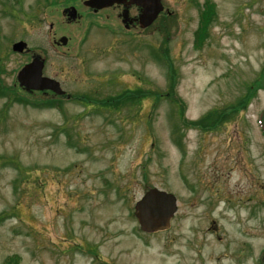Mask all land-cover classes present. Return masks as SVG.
<instances>
[{
    "label": "rangeland",
    "instance_id": "1",
    "mask_svg": "<svg viewBox=\"0 0 264 264\" xmlns=\"http://www.w3.org/2000/svg\"><path fill=\"white\" fill-rule=\"evenodd\" d=\"M70 3L0 0V264H232L243 241L263 253L264 227L226 211L225 190L245 167L231 157L261 161L264 178V0H162L167 27L130 32L115 8L80 6L85 17L67 24ZM206 5L216 14L194 37ZM61 37L67 45L54 44ZM19 41L23 54L11 50ZM34 56L68 94L135 96L120 110L74 99L46 108L52 95L16 80ZM209 111L229 123L191 125ZM151 188L175 195L178 212L169 230L147 234L134 207Z\"/></svg>",
    "mask_w": 264,
    "mask_h": 264
},
{
    "label": "water",
    "instance_id": "2",
    "mask_svg": "<svg viewBox=\"0 0 264 264\" xmlns=\"http://www.w3.org/2000/svg\"><path fill=\"white\" fill-rule=\"evenodd\" d=\"M114 4H123L126 6L122 16L124 23L129 21V8L137 5L142 9L137 18L141 28H147L153 24L158 15L163 11L162 0H88L85 5L97 10L113 6ZM69 14V19L77 18L75 8L65 11ZM129 26L128 24L126 25ZM68 39L61 38L60 43L66 45ZM12 49L16 53H23L27 49L25 42L14 43ZM45 61L39 56H35L30 64L24 66L17 75V80L21 87L26 91H44L50 90L58 95L65 92L62 90L59 82L54 79L43 76ZM177 199L174 195L168 194L158 189H150L145 193L143 198L135 205V216L140 224L141 230L146 233H153L159 230H166L170 227V221L177 212Z\"/></svg>",
    "mask_w": 264,
    "mask_h": 264
},
{
    "label": "flooded vegetation",
    "instance_id": "3",
    "mask_svg": "<svg viewBox=\"0 0 264 264\" xmlns=\"http://www.w3.org/2000/svg\"><path fill=\"white\" fill-rule=\"evenodd\" d=\"M116 10H122V6H118L115 8ZM135 10L137 14V8H131V10ZM88 14L91 15V10H88ZM108 11L103 10L101 12ZM100 12V13H101ZM120 12V11H118ZM207 16V12L205 11L204 17ZM81 17H85L83 14ZM198 18H200V12H198ZM81 19V18H80ZM136 30L137 24L134 23L132 28ZM73 95L75 97H73ZM55 97V96H54ZM90 97V93H86L85 95L77 94H66L62 96L64 100L67 101H79L83 98ZM216 121V118L214 122ZM231 164L236 166L241 164L242 167L238 170V178L236 184L233 182L229 184V187L225 190L228 196H230L234 201L228 200V204L226 205V211H245L247 213V218L244 220L245 223L250 224L254 223V226H258L259 228L264 227V178L259 172V167L257 163L261 161H251L248 157H231ZM254 160V159H253ZM233 166L228 167V170H232ZM218 183V181H216ZM221 187V186H220ZM222 188V187H221ZM210 190L214 193L217 191L214 197V202L216 203L218 197L223 194L221 189H218L217 185H214L213 189L210 187ZM214 190V191H213ZM222 190H224L222 188ZM213 202V200H212ZM249 222V223H248ZM248 235V232L241 231L240 236ZM232 264H264V252L260 253L257 257H253L249 254L248 245L246 241L239 243V246L233 250L232 253Z\"/></svg>",
    "mask_w": 264,
    "mask_h": 264
},
{
    "label": "trees",
    "instance_id": "4",
    "mask_svg": "<svg viewBox=\"0 0 264 264\" xmlns=\"http://www.w3.org/2000/svg\"><path fill=\"white\" fill-rule=\"evenodd\" d=\"M74 1V3L75 2H78L79 0H73ZM165 25V27H167V25L166 24H164ZM164 25H163V27L160 29V31L161 30H163L164 29ZM162 33H164L163 31H161ZM198 33H199V31H198ZM197 33V34H198ZM196 34V35H197ZM166 44H167V42H166ZM166 44H165V46H164V48L165 49H167V46H166ZM167 51V50H166ZM163 54L164 55H159L158 56V58H156V59H159L160 60V62H163L164 64H165V58H166V56H165V51H163ZM172 72L173 73H175L174 72V70L172 69ZM169 73H170V77H169V81H168V83L170 82V79H171V75H172V78H173V82L171 83V84H173L175 81H176V76H175V74L173 75L170 71H169ZM172 86V85H171ZM173 91V90H172ZM131 94V92H127V93H123V95H125V96H129ZM134 94H136V92H134ZM125 96H117V97H112V98H108V99H106V100H99V105H102L103 107H105V108H112V109H114V110H116L115 108H114V106L116 105V103H117V101L119 102V107L120 108H118L119 110L120 109H122L123 108V103H124V97ZM90 97H86V99H87V101H90V99H89ZM45 102H47L48 103V100H46ZM95 102L97 103V99L95 100ZM53 103V102H52ZM47 107H51V105H48ZM62 107V103L60 102V108Z\"/></svg>",
    "mask_w": 264,
    "mask_h": 264
}]
</instances>
